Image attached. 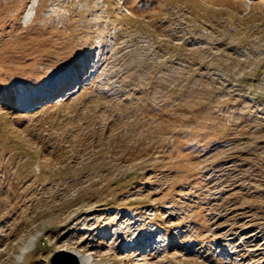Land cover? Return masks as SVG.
Returning <instances> with one entry per match:
<instances>
[{
	"label": "rangeland",
	"instance_id": "rangeland-1",
	"mask_svg": "<svg viewBox=\"0 0 264 264\" xmlns=\"http://www.w3.org/2000/svg\"><path fill=\"white\" fill-rule=\"evenodd\" d=\"M16 82L0 264H264V0H0Z\"/></svg>",
	"mask_w": 264,
	"mask_h": 264
},
{
	"label": "water",
	"instance_id": "water-1",
	"mask_svg": "<svg viewBox=\"0 0 264 264\" xmlns=\"http://www.w3.org/2000/svg\"><path fill=\"white\" fill-rule=\"evenodd\" d=\"M49 264H80V262L73 253L59 250L50 258Z\"/></svg>",
	"mask_w": 264,
	"mask_h": 264
},
{
	"label": "trees",
	"instance_id": "trees-1",
	"mask_svg": "<svg viewBox=\"0 0 264 264\" xmlns=\"http://www.w3.org/2000/svg\"><path fill=\"white\" fill-rule=\"evenodd\" d=\"M77 63V62H76ZM19 86H23V84L22 83H20V82H16L12 87H11V91L10 92H7V91H5L6 89L5 88H0V90H2L4 93H5V97H6V99H7V108H6V110L4 111L5 113H7V114H11L10 112H14V111H17V107H16V105H15V103H14V93H15V91H16V89L19 87ZM78 91L80 92V91H82V86L78 89ZM68 98H65L64 100H61L60 102L62 103V102H68V100H67ZM10 111V112H9Z\"/></svg>",
	"mask_w": 264,
	"mask_h": 264
},
{
	"label": "bare ground",
	"instance_id": "bare-ground-1",
	"mask_svg": "<svg viewBox=\"0 0 264 264\" xmlns=\"http://www.w3.org/2000/svg\"><path fill=\"white\" fill-rule=\"evenodd\" d=\"M72 252L77 256L80 264H88L87 259L85 258V256L83 255V253L79 252V251H73Z\"/></svg>",
	"mask_w": 264,
	"mask_h": 264
},
{
	"label": "snow or ice",
	"instance_id": "snow-or-ice-1",
	"mask_svg": "<svg viewBox=\"0 0 264 264\" xmlns=\"http://www.w3.org/2000/svg\"><path fill=\"white\" fill-rule=\"evenodd\" d=\"M3 86L2 85H0V88H2Z\"/></svg>",
	"mask_w": 264,
	"mask_h": 264
}]
</instances>
